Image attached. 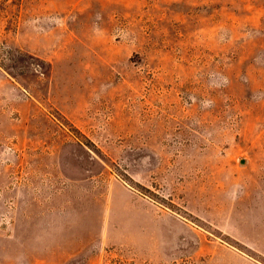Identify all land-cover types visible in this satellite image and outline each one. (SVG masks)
<instances>
[{"label": "rangeland", "instance_id": "374dc122", "mask_svg": "<svg viewBox=\"0 0 264 264\" xmlns=\"http://www.w3.org/2000/svg\"><path fill=\"white\" fill-rule=\"evenodd\" d=\"M0 264H264V0H0Z\"/></svg>", "mask_w": 264, "mask_h": 264}]
</instances>
